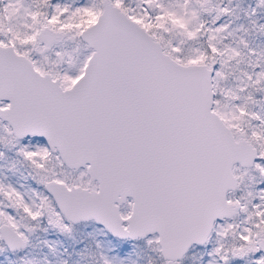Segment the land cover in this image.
<instances>
[{
  "label": "snow or ice",
  "instance_id": "obj_1",
  "mask_svg": "<svg viewBox=\"0 0 264 264\" xmlns=\"http://www.w3.org/2000/svg\"><path fill=\"white\" fill-rule=\"evenodd\" d=\"M0 264H264V0H0Z\"/></svg>",
  "mask_w": 264,
  "mask_h": 264
}]
</instances>
